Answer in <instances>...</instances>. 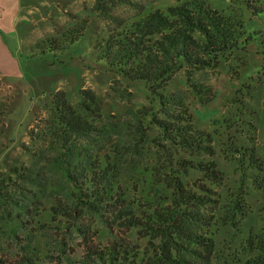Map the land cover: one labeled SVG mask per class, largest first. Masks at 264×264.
I'll list each match as a JSON object with an SVG mask.
<instances>
[{
    "label": "trees",
    "instance_id": "16d2710c",
    "mask_svg": "<svg viewBox=\"0 0 264 264\" xmlns=\"http://www.w3.org/2000/svg\"><path fill=\"white\" fill-rule=\"evenodd\" d=\"M121 5L135 7L131 0H95L87 18L35 42L29 58L50 57L49 65L63 64L59 58L82 40L90 20L104 23L91 51L78 57L118 76L126 86H142L151 98L149 108L139 106L133 113L136 133L143 132L146 121L167 145L154 152L156 165L146 171L161 194L145 192L148 204L142 206L137 190L125 182L123 146L112 138L117 127L103 123L111 112L94 92L78 89V105L73 107L57 91L45 102L50 118L42 121L39 139L51 137L58 145L55 161L67 187V203L46 205L49 202L36 195L34 189L42 187L41 172L25 165L6 167L0 181V223L18 251L0 254V264H41L43 249L35 236L45 228L79 240V260L66 259L67 264H264V209L260 215L238 206L237 194L230 197L229 206H216L210 186L200 184L196 191L185 184L189 171L202 173L217 186L222 173L214 161L184 159L187 151L211 156L212 149L204 145L211 137L194 129L192 114L181 111L183 103L166 91L175 74L183 71L189 79L191 73L213 70L220 60L243 49V21L212 9L205 0L143 6L116 18L111 10ZM0 116H6L1 102ZM232 151L237 166L249 173L245 177L243 170L241 176L257 187L264 202V161L253 150ZM5 180L12 182L18 197L5 190ZM37 202L42 206H35ZM250 217L260 229L247 224ZM98 225L110 237L105 245L98 241Z\"/></svg>",
    "mask_w": 264,
    "mask_h": 264
},
{
    "label": "rangeland",
    "instance_id": "374dc122",
    "mask_svg": "<svg viewBox=\"0 0 264 264\" xmlns=\"http://www.w3.org/2000/svg\"><path fill=\"white\" fill-rule=\"evenodd\" d=\"M19 1V15L12 30L3 27L0 18L1 39L14 59L13 65L6 66L7 73L0 72V102L6 105V116H0V181L5 176L6 167L25 165L42 174V187L34 189L42 202L48 201L46 205L59 200L67 203V187L55 161L58 145L52 142L51 137L39 139V130L43 126L42 121L50 118L45 102L55 92H63L68 102L77 107L76 91L90 90L111 112L110 117L103 118V123H112L117 127L112 138L121 141L123 146L122 172L125 182L137 190L136 197L141 199L142 206H146L148 201L144 200L145 192L161 194L154 189L152 179L146 177V171L156 165L154 152L167 145L159 140V132L146 121H142L143 132L136 133L135 126L138 123L133 108H149L152 103L142 86H126L118 76L88 66L79 59L78 56L83 58L86 52L91 51L92 42L104 23L100 19L90 20L82 40L59 58L64 65H49L52 61L50 57L29 58V49L35 42L46 36H55L78 19L87 18L95 0ZM131 1L135 4L134 8L116 6L112 8L111 14L116 18H126L143 6L161 7L162 4H174L182 0ZM205 1L212 9L224 11L225 16L241 18L242 40L246 42L240 45L243 49L220 60L217 68L193 72L189 79L181 71L167 85L166 91L183 103L180 110L192 114L194 129L211 137L210 143L204 142L212 149L211 156H197L187 151L184 159L214 161L223 179L218 186L210 185L202 173L194 170L189 171L184 182L194 190L200 184L210 186L218 200L216 206H229L230 197L237 194L238 206H246L244 209L250 208L255 214L262 215L264 202L257 187L241 176L244 168L237 166L234 160L237 154L232 150H253L258 160L261 158L264 161V0ZM248 174L244 170V176ZM4 186L8 193L18 197L12 182L5 180ZM41 204L37 202L35 206ZM253 218L250 217L247 224L255 223L260 229L262 225ZM101 228L99 226L98 241L105 245L110 237ZM67 233L62 234L55 229L49 231L48 228L36 232V242L43 249L38 259L41 264H67L66 259L71 262L79 260V240ZM10 235L0 223L2 255L18 251L16 241ZM62 238L64 245H60Z\"/></svg>",
    "mask_w": 264,
    "mask_h": 264
},
{
    "label": "crops",
    "instance_id": "0c3cea01",
    "mask_svg": "<svg viewBox=\"0 0 264 264\" xmlns=\"http://www.w3.org/2000/svg\"><path fill=\"white\" fill-rule=\"evenodd\" d=\"M19 0H0V18L3 20L1 23L3 27L12 30L16 24V19L19 15ZM13 56L8 51V46L3 43L0 36V72L7 73L6 66L13 65ZM15 66V64H14Z\"/></svg>",
    "mask_w": 264,
    "mask_h": 264
}]
</instances>
